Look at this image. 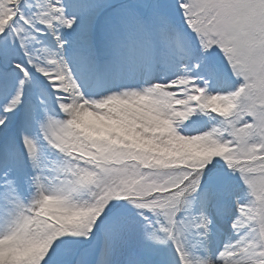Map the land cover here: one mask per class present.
<instances>
[{"label": "snow or ice", "instance_id": "snow-or-ice-1", "mask_svg": "<svg viewBox=\"0 0 264 264\" xmlns=\"http://www.w3.org/2000/svg\"><path fill=\"white\" fill-rule=\"evenodd\" d=\"M0 264H264V0H0Z\"/></svg>", "mask_w": 264, "mask_h": 264}]
</instances>
